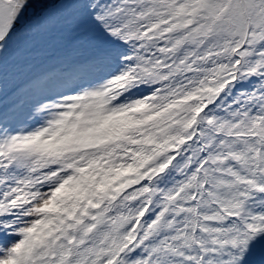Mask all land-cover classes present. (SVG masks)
<instances>
[{"label": "snow or ice", "instance_id": "obj_1", "mask_svg": "<svg viewBox=\"0 0 264 264\" xmlns=\"http://www.w3.org/2000/svg\"><path fill=\"white\" fill-rule=\"evenodd\" d=\"M0 264H264V0H0Z\"/></svg>", "mask_w": 264, "mask_h": 264}]
</instances>
